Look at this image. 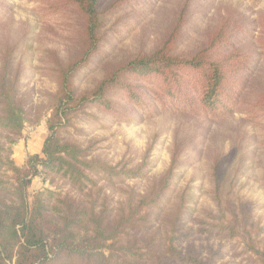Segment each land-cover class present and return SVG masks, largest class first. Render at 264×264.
<instances>
[{"label": "rangeland", "instance_id": "obj_1", "mask_svg": "<svg viewBox=\"0 0 264 264\" xmlns=\"http://www.w3.org/2000/svg\"><path fill=\"white\" fill-rule=\"evenodd\" d=\"M184 2L187 12L177 44V50L183 52L199 48L207 32L230 11L254 21L253 29L259 15L264 16V0H133L106 22L104 55L92 73L76 78L77 88L90 90L108 65L137 52H151L174 28ZM42 7L37 0H0V40L6 35L13 39L23 37L15 53L19 90L33 108L43 113L36 125L24 126L20 139L13 144L0 131V160L10 157L18 167L29 157L41 154L47 136L46 106L56 90L55 63H65L78 53L64 28L73 16L65 13L45 17ZM257 31L244 41L254 39ZM247 94L249 98L264 96V60L257 64ZM186 108L152 118L136 117L130 122H118L97 108L84 109L73 119V128L67 129L64 138L85 149L92 162L116 171L142 168L143 177L122 178L109 184L102 175L93 173L90 176L97 180L96 187L89 186L79 194L60 179L50 184L37 176L28 189L29 200L34 192L50 190L67 193L84 203L96 200L98 211L105 205L112 217L128 213V207L137 205L156 188L169 167L173 144L179 143L183 146L181 164L169 180L165 201L139 211L127 236L107 244L106 256L117 263L155 264V259L165 257L172 246L182 254L198 255L203 260L212 258L216 264H259L252 262L257 257L248 247L253 244L264 252V117L252 119L233 111L212 118ZM217 154L221 160V195L229 201L238 220L228 222L236 234L231 240L206 233L222 219L208 195V166ZM10 177L1 166L0 180L9 184ZM246 209L250 210V217L243 230L241 220ZM225 215L226 219L231 218L228 212ZM132 238L138 243L130 253L136 256L128 252Z\"/></svg>", "mask_w": 264, "mask_h": 264}, {"label": "trees", "instance_id": "obj_2", "mask_svg": "<svg viewBox=\"0 0 264 264\" xmlns=\"http://www.w3.org/2000/svg\"><path fill=\"white\" fill-rule=\"evenodd\" d=\"M37 1L43 5L42 16L65 13L73 16L64 28L78 53L65 63H55L56 90L46 106L47 136L41 154L29 157L21 167L10 157L0 160V170L4 166L11 174V183L0 180V264H136L117 263L106 256L104 249L122 235L127 236L139 211L165 201L169 180L181 164V144H173L169 167L156 188L137 205L128 207V213L121 212L117 217H112L105 205L98 211L96 200L84 203L67 193L42 190L34 192L29 200L28 189L33 179L41 176L54 184L57 178L83 194L89 186L97 185V180L90 176L93 173L102 175L109 184L122 178L143 177L142 168L116 171L92 162L78 143L64 138L67 129L73 128V119L88 107L97 108L118 122L182 112L186 107L195 114L200 112L212 118L233 111L252 119L264 117V96L249 98L247 94L254 70L264 60V16L259 15L253 29L254 21L230 11L207 32L199 48L183 52L177 50V44L187 12L184 2L174 28L151 52H137L120 63L108 65L90 90L80 91L76 78L92 73L104 55L106 22L128 8L133 0ZM254 30L257 36L244 41ZM22 38L6 35L0 40V131L10 144L20 139L26 124L36 125L43 117L19 90L15 53ZM220 163L218 154L209 163L208 195L222 219L206 233L231 240L236 234L228 222L238 220L230 210L229 201L221 195ZM225 212L231 218L226 219ZM249 217L250 210L246 209L241 220L243 230L249 224ZM137 243L132 238L129 253ZM248 248L257 257L252 262L264 264V252L253 244ZM155 264L216 263L212 258L203 260L198 255L182 254L171 246L165 257L155 259Z\"/></svg>", "mask_w": 264, "mask_h": 264}]
</instances>
